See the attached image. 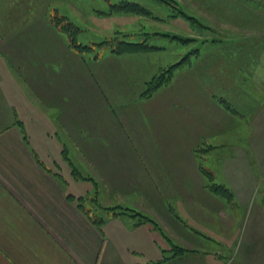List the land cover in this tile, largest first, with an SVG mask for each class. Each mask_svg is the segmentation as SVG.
<instances>
[{"label":"crops","instance_id":"0c3cea01","mask_svg":"<svg viewBox=\"0 0 264 264\" xmlns=\"http://www.w3.org/2000/svg\"><path fill=\"white\" fill-rule=\"evenodd\" d=\"M15 1L0 0V264H151L171 249L167 239L186 252L160 264H225L241 234L229 207L246 212L254 193L238 165L264 159L263 105L256 114L246 108V148H231L220 163L236 177L220 183L232 204L206 188L200 166L237 136L236 83L249 92L256 82L264 104V0L228 2L231 21L221 32L232 36L204 44L197 72L185 70L149 98L155 73L135 55L82 60L50 24L52 0L35 12ZM88 61L101 64L89 71ZM204 146L212 148L200 152ZM71 165L97 183L101 207L134 210L160 231L97 209L99 231L75 206L93 182L79 190ZM256 214L260 227L230 264H264L263 209ZM202 240L213 252H198Z\"/></svg>","mask_w":264,"mask_h":264},{"label":"rangeland","instance_id":"374dc122","mask_svg":"<svg viewBox=\"0 0 264 264\" xmlns=\"http://www.w3.org/2000/svg\"><path fill=\"white\" fill-rule=\"evenodd\" d=\"M119 1H128L132 3H136L143 10L146 11L147 14L142 15H131V14H123V13H109V5L115 4ZM168 4L163 1L158 0H109L108 2L102 0H52L50 13L53 14L54 10L59 11L58 14L64 15L68 17L70 22L75 24L80 28L81 33L78 36V43L93 46L94 44H98L104 40H109L113 38L115 31H120L125 34L127 37H122L120 40H124L131 43H141L143 41L146 42L148 46L158 48L159 50L153 52H147L144 54H136L135 56L139 58L140 65L143 69H147L154 74L152 77L158 74L160 69H165L168 66L177 63L181 58L190 54L188 58L189 64H186L182 69L176 72L174 75L176 78L175 82L180 80V78L184 75L185 70L190 73L197 72L196 66L199 63V59L196 57L202 50L203 45L209 42H213L216 40V37H225L232 36L231 34L221 32L225 23L228 24L231 20V9L233 0H167ZM50 2V1H49ZM249 2V1H248ZM43 0H28V8L35 12L36 10L41 9ZM253 7L257 6L258 3L255 0L251 1ZM3 6L7 5V2ZM15 4L22 6V1L17 0ZM62 5V6H61ZM173 7H172V6ZM181 7V8H180ZM183 10L187 16H192L197 20V23L191 21L190 19L184 18L181 14L177 13V10ZM220 12L223 13L220 16ZM191 18V17H190ZM13 21L12 18H5L2 23L4 25H9ZM221 22V23H220ZM199 23V24H198ZM15 25H19V22H14ZM172 36H177L182 39H188L190 42L182 43L176 39L171 38ZM198 50L196 53L193 51ZM94 51L99 53L100 62H103V59L107 57L109 54V49L107 46L96 48L94 47ZM258 51V50H256ZM87 57H91L94 53L84 54ZM125 56V55H123ZM104 57V58H103ZM194 58V59H193ZM240 59H238L239 61ZM195 62V64H194ZM237 62V59L235 60ZM94 64V65H92ZM101 63H94L92 61H88L89 71H92L91 68L98 66ZM101 66V65H100ZM180 74V75H178ZM178 75V77H176ZM151 77V78H152ZM151 80V79H150ZM149 81V80H148ZM147 81V82H148ZM246 83H238L235 84V87H238V91L240 92L239 101L241 104L238 105L237 111L239 109L240 116H237V129L236 137L225 139L220 148L211 152L210 154L204 157V160L201 161L202 167L204 170H207L213 175V182L219 184L223 181L235 180L236 177L234 175L226 176L224 172L221 170L220 163L225 155L231 153V148L238 147L245 149L244 143L242 142L246 138L247 128H245V120L249 118L250 111H247L246 108L255 107V114L257 109L260 108L263 104L262 94L259 95V91L257 90L256 82H248V90H242V87H245ZM250 86V87H249ZM240 87V90H239ZM256 87V88H255ZM126 108H129L126 106ZM254 114V115H255ZM228 142V143H226ZM225 143V144H224ZM212 147L204 146L200 148V152H207ZM239 153V152H238ZM252 157L250 158V165L248 160V170L243 169L238 165L239 168V178H244L248 183L252 181L254 183V193L251 194V199L248 202L247 210L244 212L242 208H235L233 205L229 207V210L234 212L237 215V218L240 219L241 224V234L239 237V242L234 250V247L230 250L229 257L223 259L225 264H230L231 260L235 259V262L239 261L240 255L245 251L244 240L248 231L251 228H259L260 224L257 219L256 211L258 208H262L264 211V159L255 160L252 162ZM239 161H243L244 158L238 156ZM77 169L76 167H74ZM78 170V169H77ZM71 169V173H72ZM79 173L80 170H78ZM73 175V173H72ZM89 183L88 180H79V190L84 187H89V185H85V183ZM92 187V186H91ZM94 190L91 193H86L82 196H79L73 201L72 198H67L68 200L76 203L77 208V199L81 198V202L84 209H93L92 202L88 201L93 197ZM85 199V201L83 200ZM161 237H163L161 235ZM163 240V239H162ZM163 242H165L163 240ZM202 244L198 247L199 253H208V251L214 250V246L209 244L208 242L201 241ZM168 243V242H167ZM165 242V244H167ZM168 245V244H167ZM217 248V247H215ZM172 249V248H171ZM168 250L164 253L163 256H170L173 250ZM193 253L191 254V257ZM221 259L219 258V261ZM222 262V261H221ZM235 262L233 264H235Z\"/></svg>","mask_w":264,"mask_h":264},{"label":"trees","instance_id":"16d2710c","mask_svg":"<svg viewBox=\"0 0 264 264\" xmlns=\"http://www.w3.org/2000/svg\"><path fill=\"white\" fill-rule=\"evenodd\" d=\"M102 1L108 2L109 0H102ZM158 1H163L166 4L170 5L167 0H158ZM58 12L59 11L54 10V13L50 14L49 22L65 38L66 43H67V47L69 49H71L72 51H74L75 53H77L82 58V60L87 59V60L95 61L100 57L99 53L94 51V47L101 48V47L107 46L109 49V53L112 55H115V56L144 54L147 52H153V51L159 50L158 48L148 46L145 41H143L141 43H131V42H127L124 40H120L121 36L127 37L125 34H123L120 31H115L113 38H111L109 40H104L98 44H94L91 47L87 46V45L80 44V43H78V36L81 33L80 28L77 27L72 22H70L68 17L58 14ZM109 13H111V14L112 13H123V14H131V15L147 14L146 11L143 10L142 8H140L139 5H137L136 3L128 2V1H119L115 4H112V5L110 4L109 5ZM177 13L181 14L184 18L190 19L191 21H194L195 23H197V20L195 18H193L192 16H190L191 17L190 18L189 16H187L185 14V12L183 10L178 9ZM171 38L176 39L182 43L190 42L188 39H182V38L177 37V36H172ZM197 51L198 50L196 49V51L194 50L193 53H196ZM88 53H94V55L86 58V55L84 56V54H88ZM189 56H191V55L187 54L186 56L181 58L179 62L174 63L165 69H160L158 74H156V76L152 77L151 80H149L146 83V88H145V91L143 93V97L149 98L156 91L167 86L172 81L174 74L177 71H179L180 69H182L186 64H189V63H187ZM226 108H228V107L226 106ZM69 165H70V163H69ZM71 169L73 170L72 171L73 175L78 180H88V181L93 182L94 194H93V197L91 199H88V201L92 202L93 206L95 207V210H94V208L92 210L91 209H88V210L84 209V207H83L84 204H82V202L80 201L81 198L77 199V203H78L77 210H79V212L83 213V215H85L87 217V219H89V221L99 231H100V229L104 223V219H103V217L98 216L94 212L97 209H99L105 213H109L113 216H127L129 218H132V219L136 220L135 226L150 223V225L154 229H157L158 231H160V229L156 223H154L149 218L145 217L141 213H138L134 210L127 209V208H121V207H110V208L101 207V205L98 204L97 197H96V195H97V192H96L97 183L93 179L83 176L72 165H71ZM200 172L203 175V177L206 179V188L212 194H214V195L222 198L223 200H225L228 204H232V196H233L232 193L229 192V190L224 185H222L220 183L217 184V183L213 182V175L210 172H208L207 170H204L202 168V166H200ZM71 197L72 196H68V198H71ZM83 200L85 201V199H83ZM166 241L168 243H170V245H171V248H172L171 250H173V252H174L173 257L186 252V250H184L178 246L173 245L169 239H167ZM166 259H168V258H165V256H163L162 260H160L158 262L151 263V264H160Z\"/></svg>","mask_w":264,"mask_h":264}]
</instances>
